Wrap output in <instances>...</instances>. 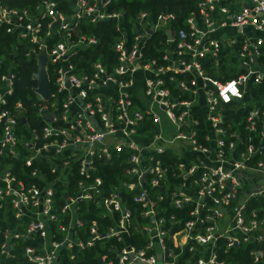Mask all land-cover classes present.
Wrapping results in <instances>:
<instances>
[{
    "label": "built area",
    "instance_id": "obj_1",
    "mask_svg": "<svg viewBox=\"0 0 264 264\" xmlns=\"http://www.w3.org/2000/svg\"><path fill=\"white\" fill-rule=\"evenodd\" d=\"M112 1L0 6V35L11 34L34 59L33 79L44 52L50 84L44 97L34 79L31 121L25 104L9 99L15 73L0 61V264L21 238L31 241L23 255L33 264H64V252L74 259L102 238L120 242L108 248L114 259L100 256L104 264H231L221 255L242 244L259 261L264 99L247 109L244 96L249 81L264 83V0H191L180 26L174 10L145 9L126 25ZM109 19L110 68L91 57L98 37L88 29ZM241 109L242 118L229 116ZM125 153L122 177L104 186L97 161ZM165 154L186 162L170 169ZM19 158L31 180L15 172ZM74 175L73 191L57 202L53 183ZM164 199L178 211L167 213ZM89 206L108 223L95 218L87 227L81 213ZM9 217L26 221L15 228Z\"/></svg>",
    "mask_w": 264,
    "mask_h": 264
},
{
    "label": "trees",
    "instance_id": "obj_2",
    "mask_svg": "<svg viewBox=\"0 0 264 264\" xmlns=\"http://www.w3.org/2000/svg\"><path fill=\"white\" fill-rule=\"evenodd\" d=\"M38 0H0V6H8V7H32ZM191 0H113L110 6L111 9H115L121 11L124 16L125 24L129 25L131 19L134 17L135 13L140 9L151 10L153 12H158L160 10H174L177 12L178 17L177 20L174 21V25L180 26L183 25V16L188 11L190 7ZM115 24L116 21L113 19L98 21L94 24L89 25V32L91 34H95L98 37V43L90 47L89 49L92 51L91 57L95 60L102 61L108 68L111 67L112 63L115 62V51L112 48L114 43L113 34L115 33ZM0 61L2 63L1 69H6L9 66L10 71L15 73V82H14V93L9 96V99L14 101L16 99H20L26 106L25 114L32 121L34 116H36L37 112L34 105L32 104L35 100V94L32 90V86L35 84V80L32 78V72L35 70L36 63L34 59L26 58L24 55V49L21 46V42L15 39L9 33H3L0 35ZM230 74H227L225 77H230ZM264 99V83H255L253 81H249L247 84V91L244 96V100L247 102V109L250 108V104L254 101H260ZM264 105H260L263 107ZM247 109L244 112H241L242 109L238 112L239 114L235 115L233 112L229 116H233L235 119H240L246 114ZM33 118V119H32ZM22 121H18V127L16 130V137L18 142V148L22 152V154L26 153L25 146L22 144L23 137L26 136V132L24 130V126L22 125ZM241 127V125H240ZM127 153L117 155L113 154L112 159L106 160L103 158H99L98 163V171L97 174L102 177L104 180V186L110 187L114 185L118 179L122 177L121 166L123 165L124 157ZM163 160L169 164L170 169H174L176 164L180 161H184L183 159H178L176 156L171 154H165L162 156ZM20 162L21 159L14 160V170L25 180H31L30 177L26 176L20 170ZM122 162V163H121ZM39 167L44 170V165L40 164ZM29 170L30 167L25 165L23 170ZM49 177V176H48ZM78 178V175H74L70 182L67 185L63 184L62 181H56L53 183V188L55 189V196L57 202L61 201V193L63 191H67L68 193L73 190L70 189V185L74 180ZM33 179V178H32ZM180 179V178H177ZM127 198H131V193H125ZM129 201H131L129 199ZM80 204L85 209V202L81 201ZM160 204L166 207V212L170 211L176 212L178 211L174 207H172L167 199L161 200ZM89 211L81 213L86 226L90 225V221L95 218H99L100 223L107 224L106 218H103L100 209L98 213V209L89 206ZM10 225L15 227L17 224L20 228L23 227L26 220L25 218L22 220L13 219L9 217ZM102 220V221H101ZM0 226H3V221L0 219ZM54 224V223H53ZM102 224H100L101 227ZM16 228V227H15ZM131 240L139 245L144 239L138 237V235L131 236ZM31 241L29 239H17L15 241L14 247L12 248V252L14 253V257L8 259L7 264H33L29 262L26 257L23 255L24 247L27 244H30ZM111 243L120 244L116 240L109 239H99V243L91 248H87L81 252L76 253V257L74 259H69L68 253L64 252V264H104V261H101L100 256L104 253L107 254V258L114 259V254L108 251ZM261 247L264 249V240L260 243ZM252 244H242L239 248L230 250L226 255L222 254L221 256H227L228 261L231 264H264V254L263 258L259 261H254L253 256L250 254V249Z\"/></svg>",
    "mask_w": 264,
    "mask_h": 264
},
{
    "label": "water",
    "instance_id": "obj_3",
    "mask_svg": "<svg viewBox=\"0 0 264 264\" xmlns=\"http://www.w3.org/2000/svg\"><path fill=\"white\" fill-rule=\"evenodd\" d=\"M45 62L46 55L42 52L38 57L37 70L33 77L37 81L36 91L44 97H48L50 94V84L44 68Z\"/></svg>",
    "mask_w": 264,
    "mask_h": 264
}]
</instances>
